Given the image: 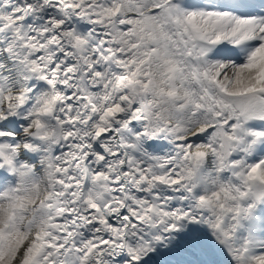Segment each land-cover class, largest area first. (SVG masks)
<instances>
[{"label": "snow or ice", "instance_id": "6c2138e0", "mask_svg": "<svg viewBox=\"0 0 264 264\" xmlns=\"http://www.w3.org/2000/svg\"><path fill=\"white\" fill-rule=\"evenodd\" d=\"M0 264H264V0H0Z\"/></svg>", "mask_w": 264, "mask_h": 264}]
</instances>
